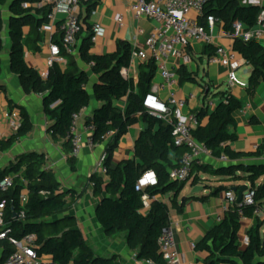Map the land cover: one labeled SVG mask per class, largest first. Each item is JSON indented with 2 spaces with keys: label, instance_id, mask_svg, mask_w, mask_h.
<instances>
[{
  "label": "trees",
  "instance_id": "1",
  "mask_svg": "<svg viewBox=\"0 0 264 264\" xmlns=\"http://www.w3.org/2000/svg\"><path fill=\"white\" fill-rule=\"evenodd\" d=\"M8 0H0V54L4 48L2 6ZM41 0H13L10 5V69L16 75L27 95H43L44 111L49 118L48 132L54 140L64 141L67 150L72 151L68 133L73 118L88 108L91 95L88 91L89 74L82 70L75 55L68 54L62 39L53 43L59 47L60 56L67 62L63 69L55 63L44 81L40 73L31 68L25 59L27 51L39 52L43 41L42 27L48 22L52 6L36 8ZM247 2V3H246ZM99 0H86L82 6L86 9V17L81 16L82 38L78 50L79 59L90 65L92 73L99 77L94 87V97L101 104L92 117L86 119V126H93L91 139L102 144V138L110 131L115 135L106 144L108 174L106 181L93 175L94 196L99 198L96 217L109 237L125 233L129 248L136 253L137 259L153 264H165L160 253L159 239L165 229L170 227L171 209L182 214L186 199L179 204L178 199L186 187L185 182L172 181L170 171L179 167L184 155L181 148L174 143L173 130L175 118H158L144 108L145 97L151 93L157 76V66L153 60L142 64L138 81L122 75L123 69H129L132 63V47L128 43L118 44L113 54L93 55L92 32L87 25L90 17L98 8ZM264 6L249 4L247 0H209L205 7V18L201 21L206 25V18L212 16L220 21L225 32L232 30L235 22H241L247 29L259 24ZM86 25V31L84 29ZM29 28L27 33L26 29ZM78 47V46H77ZM234 52L252 68L247 93L254 96L260 85H264V46L257 40L244 41L237 38L233 42ZM204 54L212 56L216 47L204 46ZM0 59V74L2 72ZM180 83H195L196 78L185 68L178 72ZM207 91L204 88V93ZM219 103L213 111L203 106L193 114L200 125L193 131L195 139L205 144L211 156L219 160L226 156L228 164L218 167L211 165H195L194 178L191 185L200 186L202 175L226 179L227 182H246L255 191L252 205L235 204L225 213L224 217L214 225L204 238L196 245L199 253L207 255L201 264H264V163L244 162L243 159L261 158L264 156V144L253 154H237L230 149V144L237 141L233 131L236 128L235 114L242 111L244 104L231 93L223 92L216 95ZM126 99L124 109L115 105ZM57 106L52 108L53 105ZM23 120L18 132L8 140L0 141V152L10 151L15 144L27 137L33 129L29 114L19 108ZM145 125L135 143V159L122 161L111 166L114 150L128 134L129 129L139 123ZM5 168L0 169V180L15 176L14 187L2 197L7 201V213L12 224V237L22 239L27 235L37 236V252L39 256L51 260V264H117L115 258L98 256L91 245L77 228V220L70 215L78 202L74 191L64 193L62 184L53 170L47 167L46 156L38 152L20 154ZM75 157H69L72 170ZM153 171L157 176V184L148 187L144 192H137L136 185L142 176ZM262 180V182H260ZM236 187H219L209 196L198 199L205 202L219 191L230 192ZM28 191L25 222L13 221L14 212H19V198L22 192ZM150 197V208H145L143 196ZM172 195L170 204L162 198ZM71 200L68 201V197ZM161 197V199H159ZM252 220L254 224L247 231L249 243L242 245L241 232L243 219ZM261 211V217L256 215ZM10 253L8 242L0 244V264H3Z\"/></svg>",
  "mask_w": 264,
  "mask_h": 264
},
{
  "label": "crops",
  "instance_id": "2",
  "mask_svg": "<svg viewBox=\"0 0 264 264\" xmlns=\"http://www.w3.org/2000/svg\"><path fill=\"white\" fill-rule=\"evenodd\" d=\"M12 1L8 0L2 6L4 48L0 54L3 67L0 74V128L6 129L3 119L6 113L23 108L29 114L33 129L27 137L20 140L8 151V158L11 157V161H13L16 156L30 152L45 154L47 167L54 171L58 181L62 184L63 192L69 193L70 191H74L76 196H79L78 202L73 210H71L70 215L76 218L77 228L82 232L84 238L98 256L115 258L117 264H152L137 259L136 253L127 244V235L125 233L111 237L107 236L96 217V208L100 200L94 196L91 177L99 159L106 152V144H99L94 149H90L87 146V141L92 133L86 130V119L92 117L96 109L101 106L94 97V87L99 83L100 79L92 73L91 66L85 64L78 56L82 38L87 33L84 32L83 36L79 39L75 57L78 60L80 68L89 74L88 91L91 95V103L88 108L83 110V119L79 126V132L82 136L84 147L80 155L75 158L74 167L76 171H73L69 163V157L72 156L71 151L67 150L64 141L54 140L48 132L50 121L44 111L43 95H27L19 78L11 72V14L9 7ZM137 1L99 0L100 4L98 8L87 22V25L91 28L90 33L95 24H101L104 28L103 35L93 45L91 51L93 55L113 54L116 52L118 44L121 43H128L132 47V50L135 48L145 49V43L149 34L158 28V24L150 20H142L140 22L134 20L131 9ZM247 1L250 3L252 0ZM256 2L257 5L264 6V0H256ZM81 16L86 17V9L83 6ZM65 17L64 13H58L54 19L48 20L41 29L43 34V41L39 45L41 50L36 53L27 51L25 54L27 64L37 70L44 81L49 79L51 72V68L48 67L47 62L51 57V46L55 45L53 39H62L61 25ZM118 18L124 20V27L119 26ZM86 28V25H84L85 31ZM26 31L28 33L29 28ZM213 37L215 38L216 45L224 47L233 46L234 41L228 37L222 25H217ZM203 50L204 47L200 45H194L188 50L192 58L190 64H185L182 60L175 58H171L168 62L170 69L177 72V74L181 68H185L196 78L195 83L185 82L181 84L179 82L178 92L181 97L196 96L195 99L188 101L185 115L188 116L198 111L205 106L208 100L219 103L220 98L216 96L218 93H231L235 98L243 102L244 108L235 114L237 126L233 131L237 134L238 139L236 142L230 144V149L237 154H253L264 144V85L259 86L254 96H249L246 88L252 68L246 66L245 62L239 57L240 68L237 71V77L245 87L232 85L228 80V70L222 66L209 65L207 55L204 54ZM59 64L65 69L67 62L64 60V62ZM142 64L143 62L140 60L133 59L130 68L127 69L129 78L134 79L135 82L138 81ZM161 84L162 80L157 75L153 86ZM204 88L207 89L205 93ZM156 96L160 100L166 101L168 92L162 89L156 93ZM126 102L127 100L123 99L115 102V105L124 109ZM144 129L145 125L142 122L129 129L128 134L121 140L113 152L112 167L122 161L135 159V143ZM182 153L184 154L185 150H182ZM240 161L264 163V156L261 158H247ZM202 163L213 167L221 165V162L212 156H205L202 159ZM104 179L108 180L107 177ZM210 181L214 182V184L210 183V186L198 195L192 194L194 189L192 185H190V189L187 192H185L186 187L184 188L178 202L182 204L186 199L189 200L185 203L182 214L178 213L176 209H171V228L176 235L177 247L182 255V264H201L207 259L206 254L197 252L196 245L225 215L223 211L226 205L225 191H219L205 202L195 198L209 196L214 193L216 188L222 186L229 188L249 186L246 182H227L226 179L222 178L210 177ZM231 191L233 192V189ZM171 197L172 195H167L162 200L170 204ZM67 199L70 201L71 196ZM253 224L252 220H243L242 240H244L247 231Z\"/></svg>",
  "mask_w": 264,
  "mask_h": 264
},
{
  "label": "built area",
  "instance_id": "3",
  "mask_svg": "<svg viewBox=\"0 0 264 264\" xmlns=\"http://www.w3.org/2000/svg\"><path fill=\"white\" fill-rule=\"evenodd\" d=\"M86 0H41L36 4V8H43L51 5L52 13L49 20L55 18L58 13H64L65 19L61 25L62 43L68 54L75 55L77 52L78 36L82 31L81 10L82 3ZM209 0H138L132 6V15L135 21L150 20L158 24L152 33L149 34L145 49L132 50V60L137 59L145 63L153 60L157 66V75L161 78L162 84L155 85L150 94L145 97L144 108L152 115L168 119L175 118L176 124L173 130L174 143L177 148L185 150L181 158L180 166L170 171L172 181L176 182H192L194 178L193 167L202 165V159L205 156H211V152L203 143H199L193 131L200 125L195 114L185 115L188 101L195 99V95L183 98L179 95L178 88L180 78L177 72L170 69L168 62L171 58L182 60L185 64H190L192 58L188 50L194 45L202 47L212 45L216 47V51L212 56H207L209 65H218L228 70V80L232 85L245 87L238 79L237 71L240 68L238 61L239 56L234 52L233 46L224 47L216 45L213 37L217 25H221L216 18L209 16L206 18V25H202L201 21L205 18V7ZM249 4H257L256 0H252ZM120 27H124V20L118 18ZM104 33L101 24H95L92 28V43H96L100 36ZM142 33V31H141ZM228 37L234 41L240 38L244 41L257 40L264 46V11L259 18V24L253 29H247L241 22H235L232 30L227 33ZM64 59L60 56L58 46H51V57L47 62L49 68L55 63H62ZM122 75L129 78L127 69L122 70ZM166 90L168 98L166 101L160 100L156 93L159 90ZM218 103L208 100L205 107L209 111H213ZM57 106L53 105L52 108ZM6 129L0 128V141L8 140L15 135L22 125V118L19 110H13L6 113L3 117ZM83 119V111L76 114L73 118V124L68 133L71 140V155L77 158L83 150L84 142L79 132V126ZM86 130L91 133L93 126H86ZM115 135L114 131H110L102 138L103 143L107 144ZM99 144L87 141V146L94 149ZM107 153L105 152L99 159L93 175L105 178L108 174L106 166ZM15 160L11 161L14 162ZM219 161L221 164L229 162L226 156H222ZM15 176L10 175L0 180V244L8 242L10 245V253L6 256L3 264H51V260L46 257L39 256L37 252V236L30 234L22 239L12 237V224L7 213V201L2 199L14 187ZM157 184V176L153 171L145 173L136 185L137 192H144L148 187ZM226 205L224 213L231 206L237 203V194L230 191L225 194ZM255 191L250 190L244 194L241 204L252 205L254 203ZM28 191L24 189L19 198L20 211L14 212L13 221L25 222L26 205L28 203ZM143 201L145 208L143 213H147L150 208V197L144 194ZM169 203V202H168ZM256 215L261 217L263 213L256 211ZM243 220V211H240ZM249 238L246 236L242 242L243 246H247ZM195 248V246L193 245ZM160 253L165 264H182V255L180 254L176 235L170 227L165 229L159 239ZM151 263V262H149ZM153 264V263H152Z\"/></svg>",
  "mask_w": 264,
  "mask_h": 264
},
{
  "label": "rangeland",
  "instance_id": "4",
  "mask_svg": "<svg viewBox=\"0 0 264 264\" xmlns=\"http://www.w3.org/2000/svg\"><path fill=\"white\" fill-rule=\"evenodd\" d=\"M8 155H9L8 152H4L0 155V168H5L6 165L8 166L11 163L12 158L11 157L8 158L9 157ZM260 182H262V180ZM210 183L214 184V182L210 181V177L208 175H202V181L200 187H203V189L208 188L210 186ZM190 185L191 182L187 183L185 192L189 191ZM262 232H264V228Z\"/></svg>",
  "mask_w": 264,
  "mask_h": 264
},
{
  "label": "water",
  "instance_id": "5",
  "mask_svg": "<svg viewBox=\"0 0 264 264\" xmlns=\"http://www.w3.org/2000/svg\"><path fill=\"white\" fill-rule=\"evenodd\" d=\"M254 5H257V4H254ZM0 169H1V168H0ZM185 183H187V181H186ZM203 190H204L203 187H200V186L195 187V188L193 189L192 194H193V195H198V194H200ZM249 190H250V186H247V185H245V186H241L239 189H237V188H234V189H233V192H234L235 194H237V203H238V204H241V203H242L243 198H244V194H245L246 192H248ZM64 193L67 194L68 192H64Z\"/></svg>",
  "mask_w": 264,
  "mask_h": 264
}]
</instances>
